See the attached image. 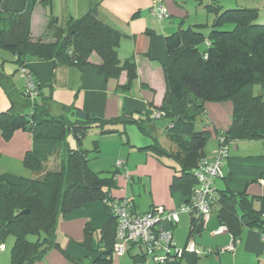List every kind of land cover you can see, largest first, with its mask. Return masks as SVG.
Returning <instances> with one entry per match:
<instances>
[{
  "label": "trees",
  "instance_id": "1",
  "mask_svg": "<svg viewBox=\"0 0 264 264\" xmlns=\"http://www.w3.org/2000/svg\"><path fill=\"white\" fill-rule=\"evenodd\" d=\"M22 1L21 11H10L7 0H0V48L15 57L17 66L12 75L0 69V87L9 101V108L0 111V134L9 140L16 131L37 130L36 138L51 141L54 148L62 144L68 134L76 141L75 148L67 146L54 170L48 169L47 158L26 152L22 163L37 174V178L21 177L19 182L11 183L0 177V244L8 237L13 239L9 264H36L50 250L60 249L55 235L60 218L94 202H101L109 209L106 202L115 200L112 192L117 188L119 170L105 173L107 176L104 172L92 171L88 166V152L82 148L83 139L94 127L108 134L115 130L111 127L128 123L142 129V121L124 115L98 118L64 105H58L61 113L54 115V102L51 97L43 96L41 84L34 77L40 100H31L23 89L17 90L13 76L20 68L26 70L30 62L50 61L54 65L79 69L92 67L104 81L118 80L125 73L126 83L117 86L124 93L130 91L137 78L134 59L121 61L118 57L122 35L100 21L95 8L80 18H71L64 27L51 17L47 24L50 39L35 40L31 34V17L41 0ZM195 2L211 15L210 25L179 28L164 38L165 93L157 110L163 113L161 118L168 120L166 135L175 150L167 151L158 143L147 147L155 158L161 160L166 156L177 164L170 191L180 192L185 203L197 186L193 173L206 158L204 148L210 132L195 128L196 117L204 113L205 103L229 101L232 104L230 126L226 131L214 132L218 147L227 148L233 141L264 139V24L256 23L259 10L238 6L224 8L216 0ZM204 27L208 28L207 34L202 33ZM92 53L100 59L99 65L88 62ZM255 85L261 88L259 95L252 92ZM95 152H98L97 144ZM212 186L215 192L214 184ZM253 200L244 192L233 193L226 189L218 190L214 196L211 209L216 210L219 224L225 226V232L235 242L244 229L256 230L264 238V213L254 209ZM203 223V217L190 216L189 237L199 234ZM115 241L116 219L108 212L98 241L94 242L93 230L86 224L80 246L94 254L93 264H112ZM63 254L78 263L77 258L65 251ZM187 254L190 253H183L173 264H181L183 260L185 264H196L198 257ZM144 259L141 255L139 260Z\"/></svg>",
  "mask_w": 264,
  "mask_h": 264
},
{
  "label": "crops",
  "instance_id": "2",
  "mask_svg": "<svg viewBox=\"0 0 264 264\" xmlns=\"http://www.w3.org/2000/svg\"><path fill=\"white\" fill-rule=\"evenodd\" d=\"M216 1L220 5L225 2L226 8L238 6L256 8L260 13L264 11V0H245L243 1L245 7L238 5L240 0ZM190 3L194 4L195 9H202L196 5L195 0H41L36 4L31 17L33 39H50L51 32L47 30V24L51 17L56 18L57 24L64 27L71 18H80L91 8H95L98 19L122 35L119 42L118 57L121 61L129 58L134 59L137 78L132 83L130 91L124 93L119 91L117 86L126 83L125 73H122L118 80L104 81L92 67L79 69L74 66L54 65L50 61L30 62L26 71L41 84L43 96L51 97L55 104L52 108L54 115L61 113L58 105L73 106L103 119L116 118L120 115L134 117L133 114L136 112L140 114L162 113L157 109L161 106L165 93L162 68L166 60L164 38L179 28H183L184 23L187 22L186 19L189 18L187 8H190ZM23 5L22 0H7V8L10 11H21ZM157 6H162L167 10V19L158 20L153 15L152 8ZM14 60L15 57L12 55L10 62L15 65ZM88 62L91 65H99L100 59L92 53ZM1 70H5L3 65H1ZM19 78L21 84L18 86L14 83L17 90H22L24 81L20 72ZM37 98L41 99V97L36 96L35 99L37 100ZM8 108L9 101L0 87V111H5ZM204 109L203 115L208 120V124L206 127L203 126L201 130L209 129L214 133L228 129L232 116L231 102L205 103ZM68 116L72 118L69 114ZM36 132L37 130L32 132L16 131L8 142H5L0 134V152L13 155V158L21 163L26 152H30L37 158H46L45 156L53 148V144L51 141L37 140ZM215 138L217 140L216 136ZM227 153L228 158L222 166L224 178H218L213 182L214 195L217 194L218 190L224 189L233 193L244 192L248 197L254 198V209L264 213V139L233 141L227 146ZM116 168L119 170L116 177L119 191L112 192V197L114 199L127 198L137 213H145L152 208L176 210L185 203L184 196L180 192L170 191L172 177L175 175L173 171V175L169 179L167 176H149V178L142 176L139 178V181L143 183L144 190L148 189L151 196L148 207L140 210L135 199L127 197L129 191L123 190V193H119L121 188L125 189L124 186L128 185L126 181L133 177L124 168L123 161L120 159L115 161ZM137 189L141 191L140 184H138ZM215 211L211 209L210 214L204 217L203 228L200 233L190 237L189 218L186 235V240L188 238L191 240L195 236H203V232L210 233L213 238L209 241H203V243L206 244L204 248H209L212 253L205 255L206 258L204 259H200L201 253L199 252H197L198 254L190 253L187 256H197L196 264H264L263 236L256 230L244 229L235 242L234 238L227 232L214 234L213 232L221 226ZM108 212H111L110 209H105L101 202H94L60 218L55 235L62 250H50L36 264H93L91 260L94 254L80 246L84 239V228L86 224H89L93 230L94 242L98 241L100 230L107 219ZM179 222L180 219L176 224L164 220L162 226L174 234ZM174 244L176 247L177 243L174 242ZM230 245L233 246V251H220ZM9 246H12V241L8 242V245L5 243L3 250L0 249V264H9L10 251L7 252ZM194 247L196 250L195 245ZM134 249L137 254L131 256L132 260L134 263L143 264L145 259L143 262L139 260L141 255H147L143 248L134 245L129 247L125 253L129 254ZM63 251L77 258L78 263L66 258ZM158 252L159 250L153 253L157 255ZM118 259L113 255L112 264H120V259ZM181 264H185L184 260Z\"/></svg>",
  "mask_w": 264,
  "mask_h": 264
},
{
  "label": "rangeland",
  "instance_id": "3",
  "mask_svg": "<svg viewBox=\"0 0 264 264\" xmlns=\"http://www.w3.org/2000/svg\"><path fill=\"white\" fill-rule=\"evenodd\" d=\"M240 1L241 2H238V5L245 7L243 2L245 0ZM221 6L226 8L225 2H222ZM194 7V4L190 3V8H187L189 18L186 19L187 22L184 23L183 28L186 29L189 26H193L195 24L210 25L209 23H211L212 20L211 15L208 14L204 9L196 8V10ZM256 23L264 24V11L259 14V19ZM228 28L230 29L231 27L228 26ZM207 32L208 28L204 27L202 29V33L207 34ZM11 56L12 55L8 51L0 48V69L1 65H3L5 69V72H3L6 74H12L17 68V66L10 62ZM13 80L18 86L21 84L19 71L14 74ZM252 92L254 95H259L261 93L260 86H253ZM154 113L155 112H150L149 114H140L139 112H136L133 114L136 120L142 121V129L135 123H128L125 125L111 127L116 130H114L112 133L102 134L99 128L94 127L82 141V148L88 152V166L92 171L104 172L103 175L107 176L108 174L105 173H110L115 169V161L117 159L123 161L124 168L127 169L133 178H130L126 181L128 182V185L124 186L125 189L121 188L119 193H123V190L129 191L127 197L134 198L135 202L139 205L140 210L148 207L151 196L148 189H146L147 192L144 190L143 183L142 181H139V178H142V176H146L148 178L149 176H167V179H169V177L173 175V171L178 169L177 164L172 159L163 156L161 160H159L152 156L149 149L147 148L148 146H152L154 143H158L167 151L175 150V145L168 139L166 135V126L168 125V120L165 118L156 119L154 118ZM207 121L208 120L203 114H198L196 117V130H201L203 126L206 127V124H208ZM205 131L210 132L204 148L207 158L210 159L218 148V142L213 132H211L209 129H206ZM2 139L5 142L10 140H5L4 138ZM94 144H97L98 152H95ZM67 146L70 149L76 147V141L70 134H68L64 142L62 144H58L57 147L54 148L53 144V148H51L50 152L47 154V156H45L47 158V167L49 170H54L59 166L61 159L64 157L67 151ZM0 177L6 179L8 182L17 183L20 181L21 177L37 178L38 175L26 168L23 163L14 159L13 155H9L1 151ZM146 177H144V179H146ZM138 184H140L141 191H138L137 189ZM117 191H119L118 188H116L113 192ZM178 216L180 222L175 228L174 234L172 233L174 235V237L172 236V238H174L173 243H177L176 248H184L188 242L192 241L196 246L197 252L201 253L200 259L206 258L205 255H207L206 252L209 250V248H204L206 244H204L203 241H209L213 237H211L210 233L203 232V236H195L194 239L191 238L190 240V238H188L186 240L190 215L188 213H180ZM12 240L13 239L11 237H8L4 241L3 245L5 243L8 245V242H11ZM10 249L11 246L7 247V252H9ZM135 254H137V251L134 249L130 251L129 254L124 253L123 256L116 255V258L118 257L120 259V264H139L134 263L131 258V256ZM154 254L155 253L147 254L143 264H163L156 263L154 261ZM158 254L160 257H163L165 252L163 250H159L157 255Z\"/></svg>",
  "mask_w": 264,
  "mask_h": 264
},
{
  "label": "built area",
  "instance_id": "4",
  "mask_svg": "<svg viewBox=\"0 0 264 264\" xmlns=\"http://www.w3.org/2000/svg\"><path fill=\"white\" fill-rule=\"evenodd\" d=\"M152 13L158 20L168 18L167 10L162 6L153 7ZM19 72L24 81V93L34 100L37 96L35 79L23 68H20ZM162 116L163 113L160 112L154 114L156 119ZM227 155V148L219 146L210 159L204 158L200 161L199 167L193 173L197 179V186L193 189L189 201L176 210L152 208L145 213H136L127 199L107 201V207L116 219V241L113 246V255L124 254L131 245L143 248L146 254L163 250L165 252L163 257L157 255L153 257L156 263L163 264H173L183 253L198 254L192 241L188 242L184 248H176L171 231L165 230L162 222L166 220L171 224H176L180 213H188L195 218H204L210 214L214 200L213 180L223 177L222 164ZM224 232L225 226L221 225L213 233ZM0 249L3 250L4 245L0 244ZM220 251H233V246L230 245ZM206 253L211 254L212 250Z\"/></svg>",
  "mask_w": 264,
  "mask_h": 264
},
{
  "label": "water",
  "instance_id": "5",
  "mask_svg": "<svg viewBox=\"0 0 264 264\" xmlns=\"http://www.w3.org/2000/svg\"><path fill=\"white\" fill-rule=\"evenodd\" d=\"M23 213H25V212H23Z\"/></svg>",
  "mask_w": 264,
  "mask_h": 264
}]
</instances>
